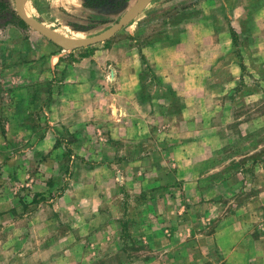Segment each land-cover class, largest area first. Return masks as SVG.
I'll use <instances>...</instances> for the list:
<instances>
[{
	"label": "rangeland",
	"instance_id": "rangeland-1",
	"mask_svg": "<svg viewBox=\"0 0 264 264\" xmlns=\"http://www.w3.org/2000/svg\"><path fill=\"white\" fill-rule=\"evenodd\" d=\"M136 1L43 16L87 39ZM246 1L236 43L233 0H152L84 48L0 33V264H264V2Z\"/></svg>",
	"mask_w": 264,
	"mask_h": 264
},
{
	"label": "water",
	"instance_id": "water-1",
	"mask_svg": "<svg viewBox=\"0 0 264 264\" xmlns=\"http://www.w3.org/2000/svg\"><path fill=\"white\" fill-rule=\"evenodd\" d=\"M151 1L152 0H137L134 5L125 12V14L119 19L117 23L105 31L87 39L67 37L63 33L50 28L39 20L29 16L25 8L27 0H15V6L20 19L52 41L66 48H84L110 39L119 30L131 23V21H133V19H135L149 5Z\"/></svg>",
	"mask_w": 264,
	"mask_h": 264
},
{
	"label": "crops",
	"instance_id": "crops-1",
	"mask_svg": "<svg viewBox=\"0 0 264 264\" xmlns=\"http://www.w3.org/2000/svg\"><path fill=\"white\" fill-rule=\"evenodd\" d=\"M58 1V0H57ZM56 1V2H57ZM65 3H60V5L54 3L52 0H27L26 2V5H25V8L27 10V13L29 16L39 20L40 22H42L43 24H45L46 26L50 27V28H53L55 30H57L49 21H47V19L43 16V13H47L50 9L53 8V6H63L66 8H70L72 10H76L78 12H80L81 10L82 11H87V12H100V11H103V10H106L108 7L112 6L110 4H107V6H87L85 5L84 1L85 0H64ZM129 1V0H128ZM127 1V2H128ZM175 1H178V0H175ZM204 1H207V2H210V0H204ZM215 1V0H214ZM220 0H217V2H219ZM242 1L244 0H233V2L230 4L231 6L228 8L229 9V17L231 18V23L230 25L232 27H235L236 24H235V20L237 19V14H238V11L240 12V10L242 11V16H243V12L244 11H247V13L245 14V18H248L249 16L252 15V9H248L247 8V5L248 3H242ZM253 1V0H251ZM257 2H259L260 4L264 2V0H255ZM31 2V6L32 8L34 9H38V11L42 14L41 15V18L39 19L36 18L35 16H32L30 14V11H29V4ZM246 2H249L248 0ZM255 3L254 7H255V10H257L258 7H260V4L259 3ZM12 3H13V6L15 8V11H16V6H15V0H12ZM66 6H65V5ZM174 4V1H172V3H170V1L166 4H163L161 5L162 7H168V6H171ZM229 5V3H228ZM263 7V6H262ZM247 8V9H246ZM260 9V8H259ZM257 10V11H262V9L260 10ZM254 10V9H253ZM34 11V10H33ZM17 13V11H16ZM18 15V14H17ZM244 18V16H243ZM42 19V20H41ZM17 27H21L19 25H15V24H8L4 27H0V33H3V32H6L7 30H13L14 28H17ZM23 28V27H21ZM13 58L12 55L10 56V59ZM50 136L47 135V139L49 138Z\"/></svg>",
	"mask_w": 264,
	"mask_h": 264
},
{
	"label": "trees",
	"instance_id": "trees-1",
	"mask_svg": "<svg viewBox=\"0 0 264 264\" xmlns=\"http://www.w3.org/2000/svg\"><path fill=\"white\" fill-rule=\"evenodd\" d=\"M128 0H85L84 3L87 6H107V4L115 6L111 11H119L122 6L127 3ZM8 24L19 25L23 28L27 27L26 23L19 18L15 8L12 4V0H0V27H4ZM231 27L233 41H238V33L234 27ZM244 69V65H241ZM51 97H49L50 100ZM48 102V101H47Z\"/></svg>",
	"mask_w": 264,
	"mask_h": 264
}]
</instances>
